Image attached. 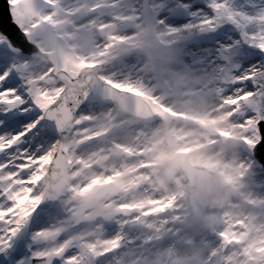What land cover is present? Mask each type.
<instances>
[{
    "label": "rangeland",
    "instance_id": "rangeland-1",
    "mask_svg": "<svg viewBox=\"0 0 264 264\" xmlns=\"http://www.w3.org/2000/svg\"><path fill=\"white\" fill-rule=\"evenodd\" d=\"M59 1L22 3L30 41L48 53L47 59L33 54L21 65L40 105L45 109L63 88L55 70L76 75L83 66L110 63L100 76L140 94L158 119L133 125L115 108L86 104L64 132L34 148H0V204L14 201V218L48 204L53 211L42 221L38 243L63 250L73 264H264V180L251 175L246 155L252 141L245 132L253 122L242 124L234 115L244 105L258 107L260 90L255 98L238 95L240 88L222 95L224 82L238 77L212 60H186L183 41L143 15L141 0H76L82 8L76 17ZM80 22L89 24L77 30ZM209 82L207 94L203 86ZM165 132L173 135L172 144L164 142ZM58 146L67 159L64 189L55 196L46 170ZM173 150L197 153L190 163L216 173L219 190L227 194L223 207L188 193L181 170L169 169L164 179L160 162ZM107 181L116 183V193L93 199ZM124 205L140 211L125 220L119 214ZM123 236L130 245L115 250Z\"/></svg>",
    "mask_w": 264,
    "mask_h": 264
},
{
    "label": "snow or ice",
    "instance_id": "snow-or-ice-1",
    "mask_svg": "<svg viewBox=\"0 0 264 264\" xmlns=\"http://www.w3.org/2000/svg\"><path fill=\"white\" fill-rule=\"evenodd\" d=\"M22 3H0V144L15 141L8 144L9 153L34 148L54 135L21 71L34 51ZM143 10L183 41L186 60H212L238 77L224 82L222 95L240 88L238 95L250 92L255 98L260 90L258 107L244 105L234 115L242 124L253 122L245 132L252 141L246 155L255 178L264 180V0H144ZM13 209L14 201L0 204V264H73V256L38 243L42 221L53 211L48 204L38 203L22 218H14Z\"/></svg>",
    "mask_w": 264,
    "mask_h": 264
},
{
    "label": "water",
    "instance_id": "water-1",
    "mask_svg": "<svg viewBox=\"0 0 264 264\" xmlns=\"http://www.w3.org/2000/svg\"><path fill=\"white\" fill-rule=\"evenodd\" d=\"M2 2L4 0H0V3ZM5 26H8L7 20H5ZM33 47V52L46 56V53L39 50L35 44H33ZM103 67L104 65L85 67L76 77L69 75L64 70L57 71L58 78L64 83V89L45 112L52 122L54 130L62 131L68 125L79 106L94 100L116 104L123 113L132 114L134 122L154 120L148 105L138 95L122 92L104 84L98 79L97 72ZM180 155H183V153ZM65 159V152L62 148H58L47 172L49 188L57 195L60 194L64 186L63 171ZM182 169L189 176L191 184L201 181L210 188L218 189L220 187V181L216 178V175L204 167L191 166L188 162H182ZM115 190V184L109 182L99 187L94 197L98 198L105 194H112ZM122 244L128 245L129 243L123 240ZM225 246L226 243L223 244V248Z\"/></svg>",
    "mask_w": 264,
    "mask_h": 264
},
{
    "label": "clouds",
    "instance_id": "clouds-1",
    "mask_svg": "<svg viewBox=\"0 0 264 264\" xmlns=\"http://www.w3.org/2000/svg\"><path fill=\"white\" fill-rule=\"evenodd\" d=\"M159 141L156 142L158 146ZM197 153H188V154H176L175 151H169L168 158L160 162V166L164 170L163 177L168 179V170L173 169L176 172H179L182 167V162H191L197 158ZM155 159V157H154ZM182 174V173H181ZM188 193L192 196H195L198 201L206 203L210 207H223V202L226 200V192L220 191L216 188H210L207 184L197 181L195 184L191 185L186 189ZM188 207L194 208L195 204L191 198H186L183 201Z\"/></svg>",
    "mask_w": 264,
    "mask_h": 264
},
{
    "label": "bare ground",
    "instance_id": "bare-ground-1",
    "mask_svg": "<svg viewBox=\"0 0 264 264\" xmlns=\"http://www.w3.org/2000/svg\"><path fill=\"white\" fill-rule=\"evenodd\" d=\"M61 1H63V0H61ZM61 1H59V2H61ZM76 3H77L76 0H71V1L64 0L63 3H62V5H60V6L61 7L63 6V8L66 10L67 14H70L71 16L76 17V15L82 11V8H78ZM67 9L70 10V11H68ZM87 24H89V23L88 22H80V23H77L76 24L75 28L78 30V29L83 28ZM203 90H206L207 93L210 92V90H211V88H210V82L209 83H206L203 86ZM9 143H11V141H5L4 143L0 144V148L5 151V149H7ZM251 175L255 176V172H252ZM24 183L25 182H22V184H24ZM36 188H37V186L33 184L32 185V189H36ZM15 190L16 191H20L19 189H15ZM16 191H15V193H16Z\"/></svg>",
    "mask_w": 264,
    "mask_h": 264
}]
</instances>
